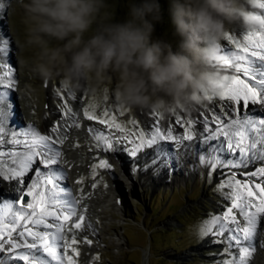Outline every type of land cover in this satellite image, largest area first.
<instances>
[{"label":"snow or ice","instance_id":"1","mask_svg":"<svg viewBox=\"0 0 264 264\" xmlns=\"http://www.w3.org/2000/svg\"><path fill=\"white\" fill-rule=\"evenodd\" d=\"M4 9L5 4L3 0H0V12ZM253 18L259 19V16ZM261 23L264 25V20ZM225 39L234 45L236 50L220 55V62L225 69H233L235 74L222 75L217 71L218 77L214 85L217 90L205 93L209 101L218 97L224 102L221 106L223 110L219 114L215 109H210L211 117L205 116L203 120L195 117L186 120L177 118L176 123L183 128V134L174 135V129L171 126L164 130L158 126V122L149 129L129 130L117 121L115 115H110L108 110L97 115L95 105H90L89 108L83 109V116L88 121H97L105 125L107 129H116L123 134L114 138L110 131L106 133L101 129L88 126L87 131L94 146L105 152L114 151L113 139L117 142L123 140L132 145L129 150L130 155L136 156L145 147L152 148L156 145L155 155L151 161L152 164H156L162 156L171 158L174 155L160 146L161 141H171L179 147L184 145V141L192 142L198 138L208 142L217 140L222 135L226 138L229 154L239 152L240 155L231 160H224L217 155L218 152L225 150L224 142L216 145L209 144V154L207 158L201 157L200 162L210 170L242 166L246 168L255 160L264 161V117L256 119L242 114V109L246 113L250 110V105L264 106V26L259 30L247 31V34L243 36V43L229 34H226ZM8 43V37L0 36V56H7ZM0 68L5 69L0 73V85H3L0 89V146L5 143L13 145V149L7 152L0 151V176L5 180L22 178L37 159L47 169L46 172L36 169V178L31 181L20 200L17 201L20 205L19 209H14L11 201L0 202V264H10L12 261L22 262V264H51V262L79 264L80 251L75 247L79 242L75 236L69 239L65 233L83 227L85 217L82 213L85 210L80 209L81 214L77 215V206L80 201L70 189L61 187L58 183L64 178L63 170L52 167L58 165L62 159L61 150L54 145L63 144L67 139L68 131L81 127L78 119L79 109L74 110L65 102L63 106L65 115L61 117L62 122L51 129L55 138L49 134H41L33 125L19 132L6 131V125L12 116L10 93L6 89L14 86L16 81L13 79L14 68L7 63H0ZM251 110L255 111L254 108ZM156 115L160 116L158 113ZM201 116H203L202 112ZM224 117L228 119L225 120ZM130 123L136 122L130 121ZM196 124H202V130L195 131ZM212 124L217 127L213 129ZM61 129L64 131L61 132ZM8 135H11L10 141L5 140V136ZM16 145H22L24 151H17ZM184 146L193 147L191 143ZM5 157L15 167L9 168ZM176 159L179 157L177 156ZM168 162L165 161V163ZM145 167L148 165L146 164ZM111 168L112 165L106 158L99 159L97 163L91 165L92 178L95 179L98 175L97 169ZM241 175L248 176V179L242 182L236 179L235 173H232L228 179L218 185L217 191L221 192L230 203L221 214L209 215L196 229L200 238L209 234L225 236L227 233L224 241H214V243L227 244L224 252L228 258L220 261L219 264H248V260L255 251L256 237L264 235L258 232L260 218L264 216V186H262L264 179H261L259 183L252 179L264 177V166ZM20 183L23 185L22 179ZM77 183H83V178ZM92 187H96V184L94 183ZM225 187L230 189L228 193H223ZM24 196L31 197V200L25 203ZM234 210H237L246 222L245 226H240V220ZM74 217L76 219H73ZM36 226H42L45 230H34ZM88 227H91V224ZM86 243L92 242L88 240ZM260 245L264 247V240H261ZM19 249L26 251L20 252ZM5 252L8 254L4 255ZM69 252L72 254L70 255ZM95 259L99 260V256L97 255Z\"/></svg>","mask_w":264,"mask_h":264},{"label":"rangeland","instance_id":"2","mask_svg":"<svg viewBox=\"0 0 264 264\" xmlns=\"http://www.w3.org/2000/svg\"><path fill=\"white\" fill-rule=\"evenodd\" d=\"M3 2L5 9L0 12V36L8 37V52L10 50L11 54L0 56V63H7L14 68L13 79L19 84V91L17 90L15 93L26 100L27 103L29 102L28 104H32L27 107V110L32 109L37 113L35 120L39 124L47 118L53 119L55 116V119H57L56 125H59L61 117L65 115L63 108L65 102L74 109L75 102L78 101L79 97H81L82 110L89 108L90 105H95L97 115H101L105 110H108L110 115H115L117 121L124 124L129 130L149 129L143 121L146 116L156 122L168 118L171 125L176 124L178 126L179 124L176 123L177 118L186 120L192 118L194 113H199L201 116L202 112L201 119L203 120L205 116L211 117L212 112L210 109H215L217 114L223 110L221 106L224 102L216 97L212 101L206 100L201 106L190 112L181 110L161 117L146 109L121 108L116 103L113 95L116 86L115 78L95 86L84 78L78 80L74 78L73 83L75 86L67 87L62 72H58L53 78L47 80L36 77L22 67V59L29 56L30 53H21V49L18 47L24 39V9L20 0H3ZM168 2L169 6L165 9L167 19L160 16L159 22L155 24L152 39L165 41L171 45L172 50L175 52L179 50L181 38L176 34L172 22L171 0H168ZM112 11L114 12V23H122L127 19V12L124 11L120 15L116 14L115 8ZM247 31L249 30H247L243 21L237 20L230 26L227 34L233 35L234 38L243 43V36L247 34ZM220 47L219 55L229 54L231 51L236 50L234 45H231L226 39L220 42ZM210 67L215 71H219L222 75L235 74L233 69H225L221 62L213 61ZM4 70L0 68V73ZM2 88L3 85H0V89ZM13 89L11 87L6 91L11 92L10 90ZM73 97H76V99H73ZM49 104L54 105L58 116H61L57 118L56 115L53 116L49 113L47 109ZM253 113H251V116ZM258 113L264 115L261 110ZM82 115L81 112V130L84 128V123H89L106 133L110 131L114 138L123 135L116 129H107L105 125H101L97 121H88ZM224 119L227 120L228 118L224 117ZM130 121L136 123L132 124ZM212 125L217 127L215 124ZM194 130L197 131V128L195 127ZM6 131H8L7 126ZM180 131L183 133L182 127ZM82 139L79 137L78 143ZM82 144L83 146L86 145V143ZM113 145L114 151H103V154H97L94 159H87V164L93 165L99 159L106 158L112 165L111 169H97L98 175L95 179L92 178V169L89 164V166H86V170L79 171L82 173L80 176H83L84 179L85 186L83 190L89 188V186L87 187L88 184L95 182L105 195L111 194V198L105 200L106 202L111 200V202L103 203L98 208L102 210V213L90 219L97 226V229L99 228L100 238H93L91 234L84 238L90 240L95 249L93 252H89L91 256L89 261L83 258V241L80 238L77 239L79 243L75 247L80 251L79 264H145V252L148 253L149 264H219L220 261L228 258L224 252L227 244L214 243L216 240L224 241L227 233H225V236L218 237L209 234L200 238L196 229L200 222L206 220L209 215L221 214L226 205L230 203L221 192L217 191L218 185L228 179L232 173L236 174V179L243 182L248 179V176L241 175V173H250L251 170L242 171L238 168L228 167L210 170L205 166V168L199 170L198 178L191 179L186 184H174L172 183V176L165 174L161 177L166 181L167 179L170 180L171 184L164 182L165 184L154 187L148 180H144V183H142L139 175L132 174L130 181L126 176L129 172L133 173L139 160H145L146 157L149 158L152 155L147 152L148 148L145 147L136 156H132L129 151L132 145L126 141L120 140L117 142L116 139H113ZM5 146L6 143L0 146V150ZM84 152L87 153L88 150ZM226 152L228 156L221 157L224 160H231L240 155L239 152L230 155L227 147ZM78 154L77 156L84 158L81 154ZM210 171L211 175H209ZM181 172L186 175L184 170H181ZM252 179L257 183L260 181L256 177ZM253 190L255 191V189ZM82 191L81 195L84 196ZM229 191L230 189L227 187L223 189V193ZM115 198H121V207L113 206L112 200H115ZM234 211L237 212L240 226H245L246 222L239 215V212ZM252 211H255V209H252ZM263 217L260 218L258 225V232L260 233H264ZM261 240H264V235L256 237L255 251L248 260V264H264V247L260 245ZM232 251L235 252L236 250L232 249ZM69 254L72 253L69 252ZM97 255L99 260L95 259ZM51 264H55V262H51Z\"/></svg>","mask_w":264,"mask_h":264},{"label":"clouds","instance_id":"3","mask_svg":"<svg viewBox=\"0 0 264 264\" xmlns=\"http://www.w3.org/2000/svg\"><path fill=\"white\" fill-rule=\"evenodd\" d=\"M24 39L18 45L22 67L47 80L64 74L93 86L115 78L113 92L121 108L150 110L161 117L190 112L215 90L220 42L242 20L247 30L261 28L264 0H171L179 50L152 39L160 20L157 0L130 2L127 19L113 22L108 0H20ZM259 10V11H255ZM259 16V19H254Z\"/></svg>","mask_w":264,"mask_h":264},{"label":"bare ground","instance_id":"4","mask_svg":"<svg viewBox=\"0 0 264 264\" xmlns=\"http://www.w3.org/2000/svg\"><path fill=\"white\" fill-rule=\"evenodd\" d=\"M3 35V34H2ZM11 54V51L9 50L8 55ZM11 58V57H10ZM14 89L10 90V96L9 99L12 103V116L10 117L8 123H7V130H11L13 132H19L26 130L29 125L35 126V128L41 133V134H49L52 135L53 138H55V134L51 132V129L53 127H57L56 125V120L55 116L57 118L61 115L58 116L57 109L54 107V105L49 104L47 109L49 113H51L54 117L53 119L47 118L42 123H38L37 120H35L37 113H35L32 109L29 111L27 110V107L31 106L32 104H28L26 100L22 99L17 93H15L18 88L19 84L15 82L14 86H12ZM19 91V90H18ZM81 97H79L78 101L75 102L74 105V110L79 109V122L81 121V112L83 114V110L81 109ZM36 107V106H34ZM255 109V111H252L251 109ZM261 110L263 111L264 114V106L261 105H255L251 106L250 105V110L244 113V110H242V114H247L251 116V113L255 112L252 114V116L256 119L260 118V115L256 114L258 111ZM83 116V115H82ZM195 117L198 120H202L201 116L199 113H194L192 114V118ZM19 118V119H18ZM38 119V118H37ZM39 121V120H38ZM59 121V120H58ZM144 123L148 126V128H151L153 125H156L157 122L150 117L146 116L143 118ZM170 120L166 118L165 120L158 122V126H160L162 129L166 130L169 126H171L174 129V135L177 134H183L180 129L181 127L176 124L171 125ZM62 121H59L61 123ZM95 127L96 126L89 124V123H84L83 125V130L72 128L70 131L66 133L67 139L64 141L63 144H57L54 145L55 147L59 148L62 152V159L61 162L58 165L52 166L53 168H56L57 170H63L64 172V178L65 176H69L72 180V185L69 186L67 184H64V188L70 189L72 191V194L80 201L79 205L77 206V215H80V209H84L83 215L85 217L83 227L81 229L77 230H72L71 232H66L65 235L71 239L72 236H75L76 239L80 238L83 241V246H84V251H83V258L86 261H89L91 259V256L89 255V252H93L94 245L86 243V239H84L87 236H90V234L93 236V238L99 239V232L97 229V226H95L90 218L94 217L95 215H99L102 213V210L98 209L99 206H101L103 203H110L106 202L105 200L108 198H111V194L105 195L96 185V187H92V185L95 182H92L87 185L89 188L84 189V182L83 183H77L78 180L83 178L82 173L79 171H84L86 170V166L88 165L91 167L92 164L88 163L87 164V159H94L97 154L102 153L103 150L96 148L94 146V142L92 141L90 134L87 131V127ZM195 127L197 128V131L202 130L203 125L202 124H196ZM213 129V125H211ZM98 129V128H97ZM64 129H61V132H63ZM207 135V133H205ZM79 137L83 138L80 143H78ZM23 138V137H19ZM6 141L11 140V135L5 136ZM224 142V148L226 147V140L223 139L222 136H219L217 140H211L208 142H203L197 138V140H194L192 142L189 141H184V145H187L191 143L193 147L191 148H186L184 145H180L179 147L174 145V142L171 141H161L160 146L164 147L169 153H174V155L169 158L167 156H162L159 161H157L156 164H152L151 161L155 155L154 149L157 147L154 145L152 148H149L147 152L151 153L152 155L148 158L146 157L145 160H139L137 163V167L134 169L133 173L129 172L127 173V179L130 181V177L132 174L139 175L140 178L142 179V183H144V180H148V182H151L154 187H158V185L162 184H171L170 180L166 179L164 180L163 175L169 174L172 176V180L174 184H186L187 181H190L191 179L198 178L199 176V170L205 168V165L200 162L201 157L207 158L209 154V149L208 145L213 144L216 145L219 142ZM82 143H86L85 146H83ZM76 145H79L78 147ZM13 149V145L11 143H6V146L2 148L0 151H9ZM15 149L17 151H24L22 145H16ZM85 150H88V152H84ZM205 151V152H204ZM105 152V151H104ZM80 153L82 157L77 156V154ZM196 153V155H194ZM78 154V155H80ZM90 156H88V155ZM198 154V155H197ZM217 155L219 157H227L228 154L226 152V149L223 152H218ZM179 157V159H176V157ZM143 158V157H142ZM5 162L6 165L10 167H15L11 163V161L5 157ZM165 161H169L168 163H165ZM148 165V167H145V165ZM163 165V166H162ZM264 166V161L260 160H255L253 162H250L248 166L245 167H240L238 170L242 171H255L259 167ZM39 168L41 172H46L47 169H45L40 163L39 159H37L31 166L30 170L25 174L24 177H17L15 179L9 178L5 180L2 176H0V202H7L11 201L13 202L14 199L16 198L17 201H19V198L24 194L27 186L31 183L33 179H35V172L36 169ZM181 170L186 172V175L182 174ZM184 172V173H185ZM195 173V175H194ZM168 178V177H167ZM264 177H260L258 179H262ZM21 179L23 180V185H21L20 181ZM84 181V179H83ZM62 182V181H61ZM160 182V183H159ZM165 182V183H164ZM141 183V184H142ZM61 187L62 183H59ZM96 184V183H95ZM113 189V188H112ZM83 190V191H82ZM81 191L84 192V196L81 195ZM106 193V192H105ZM5 194V195H4ZM113 196V195H112ZM31 200V197L25 202H29ZM121 198L112 200L113 206L115 207H121L120 205ZM14 209H19L15 206V203L13 202ZM264 218V217H263ZM73 219H76L74 217ZM91 224V227H88V225ZM71 225H69L70 227ZM29 227H32V225H29ZM34 230H40L44 231L45 229L42 226H36V229ZM19 231V230H18ZM15 236V233L13 234ZM18 251L24 252L26 251L25 249H19ZM62 251V249H61ZM8 253H4V255H7ZM145 264H149V259H148V253L145 252ZM10 264H22V262L18 261H12Z\"/></svg>","mask_w":264,"mask_h":264},{"label":"trees","instance_id":"5","mask_svg":"<svg viewBox=\"0 0 264 264\" xmlns=\"http://www.w3.org/2000/svg\"><path fill=\"white\" fill-rule=\"evenodd\" d=\"M133 0H108V3H110L112 5V9L114 8L116 9V14H123L124 11L128 13V5L130 2H132ZM141 0H134L133 2L135 3H140ZM157 3L160 6V16L161 18L167 19L166 18V13H165V9L167 6H169V2L168 0H157ZM115 14V16H116ZM163 19V21H164ZM162 21V19H161Z\"/></svg>","mask_w":264,"mask_h":264}]
</instances>
